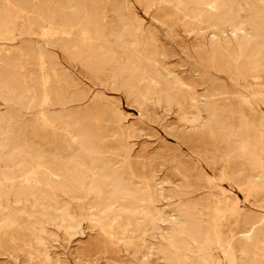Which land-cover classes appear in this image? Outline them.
<instances>
[{
  "label": "rangeland",
  "instance_id": "obj_1",
  "mask_svg": "<svg viewBox=\"0 0 264 264\" xmlns=\"http://www.w3.org/2000/svg\"><path fill=\"white\" fill-rule=\"evenodd\" d=\"M216 2L213 22L197 0H94L112 55L104 65H84L72 52L86 48L84 19L72 31L75 48L66 51L31 13L10 3L0 52L27 50L22 70L31 97L20 104L0 91V145L6 130L22 127L29 142L20 163L0 147V264H264V170L240 148L235 123L243 121L250 141L264 136V84L213 51L240 59L263 25L264 0ZM79 3L87 15L91 0ZM71 10L70 0H59V12ZM30 51L54 54L58 81L46 63L44 84ZM73 90L75 100L54 105L57 91ZM42 111L58 127L48 137ZM72 116L100 141L94 159ZM217 117L233 120L229 133H211ZM53 136L70 138L68 148L57 147ZM104 162L138 193L135 212L127 199L101 200L107 189L92 188ZM21 163L38 165L42 181L48 172L88 180L47 197L23 194L10 183ZM186 211L199 222L196 234L183 222Z\"/></svg>",
  "mask_w": 264,
  "mask_h": 264
},
{
  "label": "bare ground",
  "instance_id": "obj_2",
  "mask_svg": "<svg viewBox=\"0 0 264 264\" xmlns=\"http://www.w3.org/2000/svg\"><path fill=\"white\" fill-rule=\"evenodd\" d=\"M70 1L72 3L71 12H59V0H0V28L8 22V18L10 17V3H18L19 8L23 12L26 14L31 13L33 22L40 26L43 34H46L50 38L56 36L60 40V46L66 51H69L73 50L76 46L72 39V31L75 26L84 19L85 27L81 31L83 37V43L81 46L85 45L86 48L84 51L74 50L72 52L78 54L80 61L84 65H89L94 61L100 62L103 65L109 63L112 55L106 46L107 44L102 33V14L100 9L93 5L94 0H91V11L87 15H83L79 0ZM197 2L206 6V10L203 11L202 16L206 15L209 20L213 22L218 20V16L214 15L212 12V10L216 8V0H197ZM35 7H37L36 11L34 10ZM261 23L263 25L256 33L249 37L250 41L247 44H244L243 55L240 59L234 58V56L231 55L229 56L220 48H214L213 51L215 58L220 62L227 65L233 64L236 69L242 70L247 75L252 76L255 80L261 78V83L264 84L262 78L264 76V20H262ZM59 31L62 33L60 38ZM26 54L27 50L24 48L16 50L12 55L0 52V91L10 93L20 104H24L31 97L28 92V86L25 82L26 73L22 70V62L25 59ZM31 54L32 56H35L37 60L38 69L42 74L41 76L45 85L47 82V75H45L46 63L48 64L47 68L52 70L57 81L59 80L56 71L55 56L53 53L44 55L42 52H38L35 55L32 51ZM77 97L78 92L76 90L62 95H59V91H57L55 93L54 105L64 106L66 103L75 100ZM40 100L43 102L42 104L49 100L48 91L45 90L43 92ZM261 101L264 104V97L261 98ZM228 109L231 110L233 107L229 106ZM260 113H262V111ZM61 114L62 113L60 112H56L57 120H59V117L63 116ZM76 117H69L70 123L72 125H77L76 129L81 130L80 143L82 144V148L88 157L94 159L95 152L101 146L100 141L93 134L91 129L84 124L80 118ZM39 120H41V127L45 128L43 135L45 137L54 134L55 130L58 129L53 123V120L48 119V116L44 111L41 112ZM262 121H264V114H261L259 118V122L262 123ZM235 123L240 148L245 151L253 164L264 170V136L259 134L254 141H250L243 133V121L237 120ZM232 124L233 120H226L217 117L215 118L211 133L215 134V129L220 127H222V129L224 128L225 133H229L232 129ZM46 127L49 130H47ZM5 132L6 135L0 147L5 151L8 161H16L20 163L29 144L25 137L24 127L19 128L14 134L11 133L10 129ZM54 137L55 136L52 137V141L57 147L68 148L71 142L70 138L59 140V138L54 139ZM73 156L78 165H84V163L81 162V159H78V154L74 153ZM20 171V177L16 178V180H11V185H17L18 190L23 194L33 193L39 197H47L57 189L62 191L80 189L83 183L88 180V176L86 175L83 177L61 175V177L58 178L60 174L48 172L45 174V179L42 181L39 175L41 173L39 166L31 163H21ZM92 188L97 192H101L103 188L107 189V195L105 198L101 197V200L109 201L114 198L127 199V208L133 212L137 209L138 193L130 185L123 183L119 178V175H117L106 162L102 165L101 177L94 182ZM182 217L189 233L196 234L200 230L199 222L192 213L189 211L183 212ZM178 264L188 263L180 261ZM227 264H232V261H229Z\"/></svg>",
  "mask_w": 264,
  "mask_h": 264
}]
</instances>
